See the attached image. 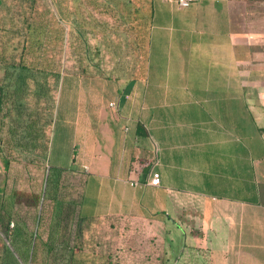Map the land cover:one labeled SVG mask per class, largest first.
<instances>
[{"label": "crops", "instance_id": "obj_1", "mask_svg": "<svg viewBox=\"0 0 264 264\" xmlns=\"http://www.w3.org/2000/svg\"><path fill=\"white\" fill-rule=\"evenodd\" d=\"M51 1L71 30L77 11ZM78 1L127 2L131 26L147 19L143 73L111 71L129 78L115 81L117 114L81 122L76 169L96 178L90 217L128 222L114 239L135 249L129 264H264V45L234 29L231 0ZM126 43L136 60L134 32ZM2 152L0 140V183ZM151 170L158 185L146 183Z\"/></svg>", "mask_w": 264, "mask_h": 264}, {"label": "rangeland", "instance_id": "obj_2", "mask_svg": "<svg viewBox=\"0 0 264 264\" xmlns=\"http://www.w3.org/2000/svg\"><path fill=\"white\" fill-rule=\"evenodd\" d=\"M231 1L234 29L247 34L249 38L256 40L258 45H264V0ZM17 2L20 4L21 11L20 25L25 23L22 17L28 14L26 7L29 5H31L30 16L35 22L40 20L45 22L47 19L45 11L49 8L55 10V4L51 0H3V5L11 9L12 6L16 7ZM63 6L67 10L77 11L72 16L76 21L74 26L86 27L88 25L91 28L92 32L84 33L85 39L89 38L91 43L102 36H109L111 40H114L113 42L120 40L121 49L119 51H114V46H110L106 54L94 53L95 58L102 59L101 68L111 72L121 67H130L136 74L145 69V64L149 62L142 60L139 47H136L137 60L127 59L132 57L128 54L127 43L124 44L128 38L127 22L129 20L128 13H121L124 12L122 8L127 7V2L98 1L93 7L88 1L77 0L73 3L72 0H66ZM114 6L116 7L113 8ZM117 9L118 13H116ZM71 41L78 42L75 30H73ZM101 48L104 46L101 45ZM47 50L42 54L37 52L26 54L25 60L34 65L44 60L48 63L52 61V70L58 68V76L38 70L21 71V74L25 76L21 82L16 76L18 69L0 65V85L4 86L8 93L0 112V140L4 152H11L12 155L20 158L34 157L38 154L37 152H41V149L39 151L38 148L22 147L29 142L28 137H36L38 129L43 130L42 138L48 144L47 163L50 168L47 175L55 181L57 170L76 169L81 161L82 152L79 150L84 136L82 120L89 117L96 123L95 120L103 116V113L109 116L117 114V103L123 99V96L116 90L115 81L123 82L129 78L114 77L111 74V77L105 78L97 76L82 78L81 66L77 61L81 50L77 52L66 47V55L64 51L55 54L51 49L47 48ZM90 51L94 52L91 46ZM18 52L15 51V56ZM113 56L115 62L107 61ZM170 64L171 62H168V66ZM150 65L152 71L160 72L161 67L164 69L167 62L151 61ZM152 78L155 77H151L150 80L153 81ZM140 82L137 85L139 100L147 89L144 82ZM15 87L19 88L17 92L10 94ZM153 102L159 104V99L154 98ZM31 120L37 122L32 125V135L26 137L25 124ZM79 170L82 171V168ZM83 178L82 197L78 204V215L82 220L79 221V234L74 241L76 246L73 255L74 264H129L134 262L135 249H131L126 242L117 246V241L114 239V233L118 234L119 231H123V226L126 230L129 229L128 222L123 223L116 218H91V213L97 206L96 178L89 176L87 172L83 174ZM51 184L47 185L46 195L48 196L54 191ZM36 228V225L33 226V234ZM42 253L43 251L40 250L39 258L36 260L30 261V257L24 260L19 259L7 238L0 233V264H41Z\"/></svg>", "mask_w": 264, "mask_h": 264}, {"label": "trees", "instance_id": "obj_3", "mask_svg": "<svg viewBox=\"0 0 264 264\" xmlns=\"http://www.w3.org/2000/svg\"><path fill=\"white\" fill-rule=\"evenodd\" d=\"M3 4V0H0V65L18 69L16 76L21 82L25 79L21 71L38 70L58 76V68L52 70V61L48 63L44 60L34 65L25 60L26 54L34 52L42 54L47 48L55 54L64 51L65 55L66 47L77 52L81 50L77 61L80 63L83 75L111 77L110 71L101 68L102 59L95 58L94 53L106 54L110 46H114V51H119L121 49L120 40L113 42L114 40H111L109 36H102L91 43L89 38L84 37L85 32L87 34L92 32L91 28L74 26L71 30H67L65 21L68 20V16L58 4L55 5V10L49 8L45 11L47 17L45 22L33 21L30 16L31 5H29L26 7L28 14L22 17L25 23L21 25L20 6L19 9L15 6L10 9ZM122 9L124 12L121 13H128L127 7ZM72 20L75 19L72 18ZM146 21V17L142 15L137 19L136 26L133 24L131 26L129 21L127 22V30L130 34L134 32L135 49L139 47L142 52L139 55L142 56L144 62ZM73 30L76 31L78 42L71 41ZM124 44L126 45V42ZM101 45L104 48H101ZM90 46L94 52L90 51ZM15 51H19L17 56H15ZM90 54L93 57L89 56ZM107 61L115 62L116 60L114 61L113 56ZM142 73L143 71L129 78H136ZM18 89L13 88V93L10 92V94H15ZM7 95L4 86L0 85V112ZM36 122V120H31L25 124L26 137L32 135L31 128ZM43 135V130L38 129L36 137H28L29 142H26V146H21L26 149L38 148L39 151L41 149V152H37L38 154L34 157L20 158L12 155L11 152H2L1 160L4 171L0 183V233L7 238L19 259L24 260L30 257V261L36 260L42 250L41 264H74L73 255L76 249L74 241L79 234V221L82 220L78 215V204L82 197L84 172L77 169L57 170L56 180L49 178L47 175L50 168L47 163L48 144L43 140ZM48 183L54 188L50 196L46 195ZM35 225L37 228L33 234ZM53 226H56L57 234H51L50 229Z\"/></svg>", "mask_w": 264, "mask_h": 264}, {"label": "built area", "instance_id": "obj_4", "mask_svg": "<svg viewBox=\"0 0 264 264\" xmlns=\"http://www.w3.org/2000/svg\"><path fill=\"white\" fill-rule=\"evenodd\" d=\"M177 3L180 6H188L191 0H176ZM159 180H160V176L159 173L155 170H151L150 174H149V179L147 180V184L150 185H158L159 184ZM130 184L131 185H138V181L137 180H130ZM12 225V224H11Z\"/></svg>", "mask_w": 264, "mask_h": 264}]
</instances>
